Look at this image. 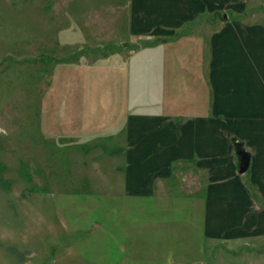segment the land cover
<instances>
[{
    "label": "rangeland",
    "instance_id": "obj_1",
    "mask_svg": "<svg viewBox=\"0 0 264 264\" xmlns=\"http://www.w3.org/2000/svg\"><path fill=\"white\" fill-rule=\"evenodd\" d=\"M173 1L162 0L159 15H174ZM138 2L0 0V264H264V235L225 245L195 224L188 239L170 236L184 229L168 202L181 205L184 198L160 196L165 211L158 214L154 196L147 212L136 206L124 173L110 166L125 163L119 147L127 112L120 118L99 111L88 119L98 123L96 132L81 135L85 124L75 116L81 87L87 100L96 88L105 106L109 56L126 42L141 48L161 39L132 35L143 23L151 29L157 16L154 5ZM229 13L232 20L264 27V0ZM192 23L169 36L176 38L179 68L193 47H211V29L201 26L193 34ZM235 145L249 152L238 138ZM191 181L183 180L186 189Z\"/></svg>",
    "mask_w": 264,
    "mask_h": 264
},
{
    "label": "crops",
    "instance_id": "obj_2",
    "mask_svg": "<svg viewBox=\"0 0 264 264\" xmlns=\"http://www.w3.org/2000/svg\"><path fill=\"white\" fill-rule=\"evenodd\" d=\"M143 1L138 4L154 5L157 16L151 18V29L143 23L132 35L161 39L141 48L124 42L125 48L112 51L105 61L112 65L105 106L98 103L96 88L87 100L81 87L75 116L89 124L81 135L96 132L98 123L88 119L99 111L120 118L127 112L119 147L125 163L111 161L110 166L124 173L127 195L138 198L142 212L151 207L149 197L154 196L157 214L165 211L160 196L181 197V205L168 202V207L184 230L170 236L188 239L198 224L208 238L225 245L257 241L264 235V27L230 19V10L243 11L250 0H235L234 8L225 0H174V15L166 16L159 15L162 0ZM204 14L206 23L198 25ZM186 21H193V34L201 26L211 29V47L204 42L193 47L179 68L172 47L176 38L169 36ZM236 138L251 154L245 173L240 172ZM186 177L193 188L183 185Z\"/></svg>",
    "mask_w": 264,
    "mask_h": 264
},
{
    "label": "water",
    "instance_id": "obj_3",
    "mask_svg": "<svg viewBox=\"0 0 264 264\" xmlns=\"http://www.w3.org/2000/svg\"><path fill=\"white\" fill-rule=\"evenodd\" d=\"M240 154V172L245 173L248 171L251 162V154L247 150L238 151Z\"/></svg>",
    "mask_w": 264,
    "mask_h": 264
},
{
    "label": "trees",
    "instance_id": "obj_4",
    "mask_svg": "<svg viewBox=\"0 0 264 264\" xmlns=\"http://www.w3.org/2000/svg\"><path fill=\"white\" fill-rule=\"evenodd\" d=\"M237 144H239V143H237Z\"/></svg>",
    "mask_w": 264,
    "mask_h": 264
}]
</instances>
